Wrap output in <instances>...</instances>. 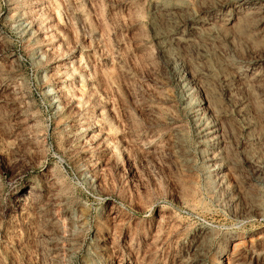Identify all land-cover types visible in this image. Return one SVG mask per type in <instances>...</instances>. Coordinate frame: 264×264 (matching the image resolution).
<instances>
[{"label":"rangeland","instance_id":"1","mask_svg":"<svg viewBox=\"0 0 264 264\" xmlns=\"http://www.w3.org/2000/svg\"><path fill=\"white\" fill-rule=\"evenodd\" d=\"M0 264H264V0H0Z\"/></svg>","mask_w":264,"mask_h":264},{"label":"bare ground","instance_id":"2","mask_svg":"<svg viewBox=\"0 0 264 264\" xmlns=\"http://www.w3.org/2000/svg\"><path fill=\"white\" fill-rule=\"evenodd\" d=\"M210 126V125H209ZM215 128V127H214ZM219 164V163H218ZM217 163H215V165H218ZM214 165V164H213ZM220 165V164H219ZM216 169V168H215ZM29 197V196H28Z\"/></svg>","mask_w":264,"mask_h":264}]
</instances>
